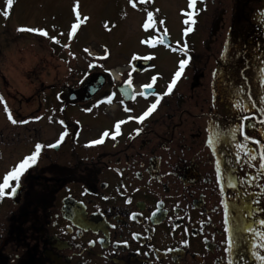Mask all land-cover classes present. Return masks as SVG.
I'll list each match as a JSON object with an SVG mask.
<instances>
[{
	"label": "flooded vegetation",
	"instance_id": "1",
	"mask_svg": "<svg viewBox=\"0 0 264 264\" xmlns=\"http://www.w3.org/2000/svg\"><path fill=\"white\" fill-rule=\"evenodd\" d=\"M111 3L113 20L101 30L117 34L124 14L118 51L104 40L94 53L78 47V68L57 69L71 44L23 41L35 53L24 69L16 41H0V96L18 121L0 103V182L43 146L16 192L0 197V264H262L264 247L253 244L264 232V0H203L195 9L189 0ZM181 59L189 63L165 95ZM20 77L34 84L18 88ZM91 79L102 84L73 100L70 91ZM157 96L143 121L128 119ZM209 133L218 143L208 145ZM233 235L236 247L226 251Z\"/></svg>",
	"mask_w": 264,
	"mask_h": 264
},
{
	"label": "rangeland",
	"instance_id": "2",
	"mask_svg": "<svg viewBox=\"0 0 264 264\" xmlns=\"http://www.w3.org/2000/svg\"><path fill=\"white\" fill-rule=\"evenodd\" d=\"M106 0H15L11 8L5 5L3 10H8V13L13 10L11 14L5 17L3 14L0 17V41L7 39V41H16L18 44L14 48L18 49L17 54L20 52V62L24 65L21 68H26L33 63L35 58L33 45L23 46V41H41L42 45H47L46 41H53L50 37H56L59 40L58 44H71L73 50L65 48L58 53L57 56V69L59 71L69 68H78L82 59L79 56V49L83 46L92 45L96 51L99 43L104 40L107 44L112 46L113 52L118 51L115 46L116 39L123 38L124 23L121 14L117 18V24L121 25L117 34H102L101 29H106L111 20H113L114 4ZM137 1V0H136ZM4 0H0V6ZM137 5L145 6L144 4ZM103 6V8H101ZM80 13V25L71 37V24L76 17V13ZM105 13V16L102 15ZM1 14V12H0ZM87 17V19H85ZM18 28H36L43 29L48 33V36H41L39 33H27V31H18ZM114 30V29H113ZM91 32V33H90ZM104 35V36H103ZM103 36V37H102ZM22 41V42H21ZM55 42V41H54ZM70 42V43H69ZM79 47V49H78ZM44 48L42 51L43 58H47ZM29 49V51H23ZM82 52V51H81ZM3 54V53H2ZM10 66V65H9ZM11 67V66H10ZM3 68V67H1ZM12 68V67H11ZM12 69H8L10 71ZM18 73L23 74L18 70ZM1 81V80H0ZM14 85L18 88L34 84L32 79L29 78H16L13 80Z\"/></svg>",
	"mask_w": 264,
	"mask_h": 264
},
{
	"label": "snow or ice",
	"instance_id": "3",
	"mask_svg": "<svg viewBox=\"0 0 264 264\" xmlns=\"http://www.w3.org/2000/svg\"><path fill=\"white\" fill-rule=\"evenodd\" d=\"M13 2L14 0H7V6L8 8H11L12 5H13ZM129 4L134 8L136 9L137 8V3L134 2V0H128ZM148 3H151V0H147ZM200 2L202 3L203 0H189V3H188V7L190 9H195V5ZM138 3L139 4H144L145 3V0H138ZM146 11V14H147V21L143 24V27L145 29H148L150 27H152V22H153V12L152 11H148L146 8L144 9ZM73 11L76 13V22L72 24L71 26V32L69 33V36L71 37L72 33H75L77 28L79 27L81 21H80V13L76 11V8L74 7ZM195 14V11L193 12H189L188 13V17L189 19L192 18V16ZM3 15L5 17H7L9 15L8 13V10L5 9V11L3 12ZM85 19H87V17H85ZM160 23H163V21H160ZM185 23H187V20L185 21ZM193 23H195V21L193 20ZM18 31H27V32H30V33H39V35L41 36H45L47 37L48 36V33L46 31H44L43 29H36V28H18L17 29ZM192 29L191 28H187L185 29V32H188V31H191ZM50 39H52L53 41H55L56 43H59V40H57L56 37H50ZM145 41H142V43H144ZM159 43H163V40L161 41H158ZM147 43L151 44L152 41L149 40L147 41ZM65 47H67V45H65ZM185 48H187V45L184 46ZM85 51H87V49H85ZM107 55H108V52L107 50H105V54L104 56L102 57H98L97 59H106L107 58ZM185 55H187V53H185ZM150 59V57H149ZM189 63V60L188 59H181L179 61V70L177 72H175V74L173 75L172 77V80L171 82L168 84V87H167V91L164 93L165 95H167L168 93H170L172 91V88L173 86L176 84L177 82V79L181 76V73L183 72L185 66ZM100 67H102V65H98ZM93 67V64H89V68ZM155 79L156 77H153L152 80L153 82H155ZM126 85L131 86V81L128 80L125 82ZM144 91H141L139 93L140 96L144 97L146 95V91L148 89H151L152 88V84L149 83V84H146V85H143L142 86ZM115 95V93H112L110 94L109 96H107L105 99L108 101V102H111L112 100V97ZM135 93H132L131 94V97L132 99L135 98ZM160 101V97L157 96L156 97V100L154 103L150 104V106L138 117H132V116H129L128 119H135L137 122H141L143 121L147 116H149V114L151 112H153L158 103ZM0 103H3L4 104V110H5V113L7 114V117L9 119V121H11V123L13 124H16L18 123V121H16L15 119H13L12 115H11V112L10 110L8 109L7 107V104L4 102V98L2 96H0ZM121 104L124 103L123 100L120 101ZM235 107H238L241 111L244 110L245 106L244 105H240L239 102H237L236 105H234ZM255 107V105H253ZM87 111H91V109H87ZM125 111L127 112H131L132 109L131 108H125ZM261 112H264V108L260 109ZM36 119H40L39 117H36ZM246 119V117L244 118ZM51 122V120H50ZM125 121H119L115 124V134H119L120 132V125L122 123H124ZM19 123H27V121H19ZM61 124H63L64 122L63 121H60ZM261 123H264V120L261 121ZM240 131L243 130V125L241 124L239 126V129ZM137 133L139 132V129H136L135 130ZM115 134H113V139L115 138ZM64 133L61 134L60 138L56 141L55 144H52V145H48L47 147H56L60 144V142L64 139ZM109 133L106 131L103 133V135L101 136L100 139L98 140H93V141H90L89 144L90 145H96V144H100L103 142V139L104 137L108 136ZM245 140H248V139H251V137H248V136H245L244 137ZM207 143L209 146H212L213 144L215 143H218V139H214L213 135L211 133H209V136L207 138ZM256 143H259V141H256ZM239 148H243L245 147L244 144H238L237 145ZM42 145L40 143H36L34 145V151H32L29 155H26L23 159H21L10 171H8L2 178V182H0V197H3L5 195H8V196H11L13 195L16 190H17V187L19 186V181H20V178L22 176V174L29 168L31 167L32 165H34L36 162H37V159H38V156L41 152V149H42ZM261 148H264V144L261 145ZM254 158V157H253ZM260 167L262 169H264V153L261 154V164H260ZM10 181H15L16 184L15 186L11 185L10 184ZM10 188V191L6 192L5 190L6 189H9ZM128 202V201H126ZM136 214H133V217L135 216ZM261 224H264V220L260 221ZM248 232H252V229L251 228H248L246 229ZM227 231V229H226ZM135 238V236H134ZM259 239L261 241V243L259 244H256L254 243L253 244V247H264V232H261L260 235H259ZM125 244L127 242H124ZM186 243V242H185ZM236 244H237V238L235 235H233L229 240H228V248L226 249V251H231V250H234L235 247H236ZM257 258L262 262V264H264V255H258Z\"/></svg>",
	"mask_w": 264,
	"mask_h": 264
},
{
	"label": "water",
	"instance_id": "4",
	"mask_svg": "<svg viewBox=\"0 0 264 264\" xmlns=\"http://www.w3.org/2000/svg\"><path fill=\"white\" fill-rule=\"evenodd\" d=\"M92 86L93 84H91V82H88L83 88L71 91V94L75 95L76 98H86L91 92L94 91V89H92Z\"/></svg>",
	"mask_w": 264,
	"mask_h": 264
},
{
	"label": "bare ground",
	"instance_id": "5",
	"mask_svg": "<svg viewBox=\"0 0 264 264\" xmlns=\"http://www.w3.org/2000/svg\"><path fill=\"white\" fill-rule=\"evenodd\" d=\"M91 33V32H90Z\"/></svg>",
	"mask_w": 264,
	"mask_h": 264
}]
</instances>
